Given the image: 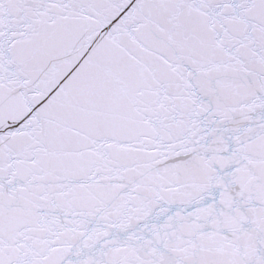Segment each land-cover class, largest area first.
Segmentation results:
<instances>
[{
    "label": "snow or ice",
    "instance_id": "6c2138e0",
    "mask_svg": "<svg viewBox=\"0 0 264 264\" xmlns=\"http://www.w3.org/2000/svg\"><path fill=\"white\" fill-rule=\"evenodd\" d=\"M0 264H264V0H0Z\"/></svg>",
    "mask_w": 264,
    "mask_h": 264
}]
</instances>
